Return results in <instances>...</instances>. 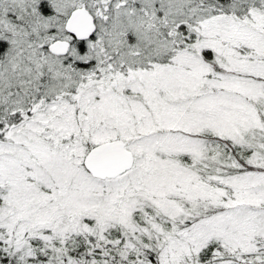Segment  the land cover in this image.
Returning <instances> with one entry per match:
<instances>
[{"label": "snow or ice", "instance_id": "1", "mask_svg": "<svg viewBox=\"0 0 264 264\" xmlns=\"http://www.w3.org/2000/svg\"><path fill=\"white\" fill-rule=\"evenodd\" d=\"M0 264H264V0H0Z\"/></svg>", "mask_w": 264, "mask_h": 264}]
</instances>
